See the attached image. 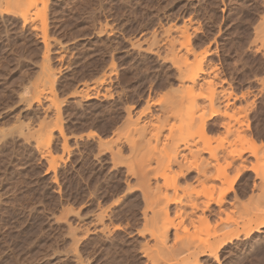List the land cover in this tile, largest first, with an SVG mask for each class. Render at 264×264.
<instances>
[{
    "label": "rangeland",
    "instance_id": "obj_1",
    "mask_svg": "<svg viewBox=\"0 0 264 264\" xmlns=\"http://www.w3.org/2000/svg\"><path fill=\"white\" fill-rule=\"evenodd\" d=\"M262 16L264 0H49L50 58L68 145L55 134L51 150L61 160L53 170L35 138L19 135V126L36 128L43 119L46 130L52 126L49 101H32L26 92L42 75L44 44L20 19L0 14V264H158L144 255L154 242L144 229L139 179L128 167L137 153L124 139L117 143L116 134L130 110L137 119L149 103L144 114L156 115L159 100L176 88L165 39L184 21L197 49L209 50L204 69L220 91L221 113L208 117V132L240 127L243 145L258 147L226 168L230 177L240 165L249 170L236 185L239 203L233 207L229 197L225 209L238 218L255 203L247 212L263 214L257 204L264 199ZM85 87L99 96L85 101L77 95ZM240 146L222 153L221 169ZM261 230L241 234L218 260L200 257V264H264Z\"/></svg>",
    "mask_w": 264,
    "mask_h": 264
},
{
    "label": "bare ground",
    "instance_id": "obj_2",
    "mask_svg": "<svg viewBox=\"0 0 264 264\" xmlns=\"http://www.w3.org/2000/svg\"><path fill=\"white\" fill-rule=\"evenodd\" d=\"M48 1L0 0V14L13 15L14 18L20 19L23 22L22 27L30 26L27 27L30 28V35L42 40L44 44L42 75L26 92L30 94L32 101H49L48 110L54 109V118L49 119L52 126L51 129L49 127L50 131L46 130L48 127L45 128L46 122L43 123V119L36 128L19 126V135L26 139L35 138L37 150H43L50 161L51 169L56 170L61 159L56 158L51 150L55 134L58 133L65 140L64 149L67 150L68 145L63 121L64 101H59L56 93L57 72L50 58L51 33L46 18ZM171 28L174 33L165 39L166 59L172 61L177 69L179 78L176 88H173L172 94L159 100L160 111L155 113L156 115L146 117L144 114L152 107L149 103L137 119L132 116L130 110L126 122L124 121L125 126L115 136L118 138L117 143L124 139L137 153L127 166L129 172L139 179L146 205L143 228L154 242L150 250L147 247L149 251H144V255L158 264H200V257L218 260L219 255L226 252L227 247L241 234L248 238L264 229V213L261 208L264 207V199L259 198L261 195L257 197L260 199L257 204L263 214L250 213L257 208L255 203L253 207L256 208L247 210L245 207L246 210L241 211L246 214L238 215V218L228 214V207L226 208L229 197H233V207L239 203L236 185L242 174L249 170L245 165H240L236 175L230 177L226 168L234 165L237 160L235 156L244 163L247 151L255 154L258 147L253 144L251 149L243 145L246 136L240 127L233 129L227 126L225 135H213L208 132V117L221 113L217 104L220 91L213 80L214 77H211V71L204 69L209 50L197 49L192 41L190 27L185 21L183 25ZM259 28L258 35L264 39V16L260 19ZM172 29H169V32ZM105 81L104 77L101 84ZM77 95H81L85 101L94 100L99 96L98 92H89L86 87L79 90ZM226 114L230 119H234L238 113ZM241 120L236 118L235 123L238 124ZM44 130L48 132H43ZM239 143L240 148L230 151L225 160L228 166L221 169L222 153L228 147L240 145ZM192 171L196 175L190 178ZM171 205L176 206L174 211L171 210ZM249 209L251 211L247 212ZM209 218L213 219L212 224ZM242 221H245L246 226L240 231ZM108 229L106 226L100 228V231L105 234Z\"/></svg>",
    "mask_w": 264,
    "mask_h": 264
}]
</instances>
